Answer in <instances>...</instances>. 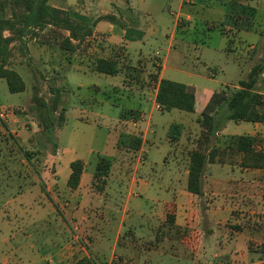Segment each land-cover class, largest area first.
Returning a JSON list of instances; mask_svg holds the SVG:
<instances>
[{
  "label": "rangeland",
  "instance_id": "rangeland-1",
  "mask_svg": "<svg viewBox=\"0 0 264 264\" xmlns=\"http://www.w3.org/2000/svg\"><path fill=\"white\" fill-rule=\"evenodd\" d=\"M211 1L215 3L217 0H208L206 7L200 5L201 15L207 14L211 17L205 16L206 21L211 23L208 25L199 17V22L194 21L195 23L191 18H185V14L188 13L186 7H191L193 0L183 1L185 8L182 9V6L180 10L178 0H50V3H54L58 8L88 16L90 22L99 15L109 13L114 14L115 18L126 27H134V23L137 22L140 26L145 23L160 24L159 36L161 37L145 46V55L139 58L137 56L122 58V63L128 62L135 65L137 72L132 70L128 75L121 73L112 76L90 70V63L94 56H106L110 53L105 49V46L110 45L105 41L107 37L105 28L110 22L98 21L93 27L92 34L87 36L88 39L85 38L78 47V51L76 49L74 52V58L83 61L86 72L77 73L74 76L83 84L80 88L69 87L64 59L59 60L56 49L49 47V44L54 41V35H57L60 29L47 26L38 30L37 36L29 32L24 37L25 44H22V50L18 49V43L14 44V56L9 59V67L21 75L26 88L24 91L10 92L5 79H0V113H2V116L0 115V176L1 178L5 177L0 181L2 192L0 195V264H27L39 254L52 249L49 225L42 216L44 210L51 206L48 205L47 200H50L57 209L58 203L52 198L53 195L45 190L47 179L42 173L49 172L47 164L51 157L57 155V146L60 148L74 145L85 148L93 146L96 150L106 146L105 154L114 157L113 165L109 169L110 183H103L102 179L94 181L91 179L89 184L93 190L98 192L108 185L107 190L112 197L116 181H127L128 175L135 171V177H141L148 182L149 190L141 189V185L135 186L136 196H130L131 204H139L143 210L149 213L161 206V201L154 204L153 200H164L166 190L173 185L172 178L175 171L186 168L189 149L195 146L196 139L200 134L196 121L200 113L177 108L157 109L158 103L154 104L152 98L148 97H152L154 88V82L150 76L155 73L159 75L160 72L156 64L162 62L166 78L193 86L200 102L204 98L206 90L222 88L230 92L238 86L240 79H247L248 70L254 64L264 62V23H262L263 26H259V31L238 30L237 36H235L237 38L227 42L226 36L219 29L221 24L218 19L220 12L225 7L215 4L209 6ZM254 1L256 0H248L251 4H254ZM259 11H261L260 16L262 17L260 19L264 21L263 1L259 6ZM0 14L10 16V7L5 6L4 11ZM237 15V18L241 19L252 16V24L255 23V20H259V16L256 18V10L250 11L248 14L242 12ZM187 20L188 23H186ZM174 21L175 25L178 24L174 35L177 39H181H173L171 46L173 48L170 53H167L166 44L163 41H166V36L170 33ZM235 24L240 23L236 22ZM95 28L98 31H95ZM222 30L227 29L223 28ZM191 31L195 32L190 34ZM7 33L5 32V34ZM130 33L137 34L138 32L129 30L128 36ZM228 33L232 34L230 31ZM239 39L242 40V43L239 42ZM109 40L116 41L117 37L111 36ZM42 41L45 44H41ZM249 43H257L258 48L250 47ZM178 45H182L180 50L177 49ZM174 49H177L175 51L179 54L175 53ZM51 59L56 61L51 62ZM95 84L99 86V89L94 86ZM51 87H58L62 90L61 104L66 107L69 119L64 124L65 115L64 122L56 127L49 138V135L38 124L35 110H31L30 106L33 103L32 94L34 91L49 101L52 97ZM143 89H146L150 94L148 96L142 94L141 90ZM258 89L264 94L263 85ZM124 108H139L144 112V120L140 121V126L132 125V122L136 121L132 120L130 123H122L120 129L133 134H144L142 146L148 150L147 152L133 155L134 150L117 151L112 148L113 142H107L108 127L111 129V140H116L113 125L117 120L118 113ZM92 110L93 112L101 110L106 116L104 118L93 117L89 120L84 118L87 122L79 123V126L75 125L77 121L74 116L76 114L84 112L85 116L91 118ZM149 120L151 121L150 129L154 130L152 132L144 131L145 124ZM172 123H181L184 126V131L176 145L171 144L167 139V129ZM255 124L248 121L227 120L219 133L225 129L229 133L242 134L253 130ZM260 124L264 125V123ZM11 128L14 131L11 132ZM73 133L75 137H72ZM218 136L213 139V142L218 138L220 140L222 136L229 135ZM261 143L264 144V139ZM16 145L22 151H40L39 154H33V162L36 166L32 162L31 165L28 164ZM175 146H178V149ZM96 155L95 152L92 159ZM236 155L237 153L233 152L227 156L229 163L226 167H213L207 163L204 174L207 176L233 174L230 167L235 165ZM140 161L143 164L136 169L135 165L139 166ZM17 175L20 178L15 180L14 177ZM36 176L45 191L46 200L40 199L43 193L41 189L40 193L37 192L38 187L31 189L35 184L34 178L37 179ZM244 176H248L250 180H258L256 184H245L244 186L249 187H244V192L230 191L238 187V183L226 185L222 179L217 183L202 180L200 194L180 200L181 204L185 206L181 207L179 220L186 221L182 225L175 223L174 227L168 228L165 225L164 210L163 221L159 218L153 219L155 225H152L149 220H146L148 226L152 225L153 228L148 235L151 239L144 244L137 243L136 252L143 249L156 250V252L152 251V255L149 256V260L153 264H264V198L262 197V194L264 196V182L263 179H259L260 175L257 172H246ZM19 182H22L23 185L33 183L17 194L14 192L18 188ZM7 183H9L8 186ZM127 190L124 192V197L127 196ZM228 191L233 196L229 197ZM111 197L107 199V202L113 201ZM224 198H231L234 203L240 202V200L242 202L250 200L247 205L243 203L244 208L247 206L250 208L245 212L233 209L232 213L226 215L223 213L211 214V212L207 214L203 209L209 199L223 202ZM251 199L254 201L252 204ZM38 200H43L44 204L38 206ZM186 206H189V209ZM191 207L193 209L187 212ZM253 207L254 211L251 212ZM61 209L63 211L59 209V212L68 220L67 224L72 231V244L78 245L81 251L88 253L85 248H89L93 232L80 229V225L69 215V211L63 207ZM92 211L95 212V207H92ZM157 216L159 217V215ZM148 228L146 229L149 231ZM194 229H199L202 232V237L195 253H192L180 242L179 230L192 232ZM99 236L101 237L94 243L96 245L97 242H100L101 245L100 248H96L93 244L95 247L93 256L103 264L111 254L114 229L106 230ZM129 239L133 241V238Z\"/></svg>",
  "mask_w": 264,
  "mask_h": 264
},
{
  "label": "crops",
  "instance_id": "crops-1",
  "mask_svg": "<svg viewBox=\"0 0 264 264\" xmlns=\"http://www.w3.org/2000/svg\"><path fill=\"white\" fill-rule=\"evenodd\" d=\"M183 1L185 0H178L179 10L182 6H183L182 9L185 8L183 5ZM207 1L208 0H193V2H195L194 7L196 6V10H198V14L196 15V17H193L191 13H186L185 18L186 19L191 18L193 21H197V22H199V18H201V21L205 22V24L211 25V23H208V21H206L207 18H205V16L207 17L209 16V18H211L210 15H207V14L201 15L202 10H200L201 8L200 5H204L203 7H206V5H208ZM262 1L264 2V0H256L254 1V4H251L248 2V0H217L215 3L211 1L209 3V6H212V4H215V5H218L219 7H222V6L225 7L223 11L220 12V16L218 18L221 24L219 29L221 31V28H226L227 31L232 32L231 35L228 33V37L226 38H231L234 41V38H237L235 36H237L236 32L238 30H247V31L255 32L256 30L259 31V26H263L262 23H264V21L263 19H260L262 17L260 16L261 11H259V6L262 4ZM48 2L52 6L57 7V5H55L54 3H50V0H48ZM244 8H247L245 9V11H248V12L250 11L254 12V10H256V18L257 16H259L258 18L259 20H255V23L252 24L253 17L249 16L251 25L247 27H241L239 29L238 27H236L237 25L235 24L234 17H237V14L239 12H242ZM138 24H139L138 22L134 23L135 25L134 27H128V26L121 27L117 23L110 22L105 28L106 29L105 35L107 36L105 41L106 43L110 44L109 46H105L106 47L105 49H107L110 53L106 54V56L105 55L104 56L100 55V56L116 59L119 63H122L123 62L122 58H125L126 56L128 57L131 56V58L133 56H137L139 58L140 56L145 55V50H144L145 46H147L148 43L150 44L151 41L157 40L158 37H161L159 36L160 35L159 31H161V27H160V24L158 23H153V24L145 23L144 25H141V26ZM177 25H175V21H174L170 33L166 36V41H163V43L166 44L167 53H170L173 48V47L171 48V46H172L173 39L176 38L174 33H175ZM129 30H135L138 33L137 34L130 33V35L128 36ZM95 31H98V29L95 28ZM193 32L191 31L190 34H192ZM111 36H116L117 40L110 41L109 38ZM239 42L242 43V40L239 39ZM81 44L82 42L80 43V45ZM249 44H250V47L258 48L257 43H254V44L249 43ZM184 46H186V44H184ZM180 47H182V45H178L177 49H179ZM177 49H174V51ZM77 51H78V48H77ZM156 53L158 54V52ZM175 53H178V52L175 51ZM74 54L70 60H67L66 57L64 59L65 61L64 65L67 70L66 79H67L68 85H70L69 87L80 88L81 86H83V84H81L79 80L75 79L74 76L77 73L82 74L86 72L83 67V64H84L83 61L76 60L74 58ZM125 63H128V62H125ZM156 65L160 67L158 78L159 79L166 78L163 72L164 65L162 64V62L161 64H156ZM132 66H135V65H132ZM186 85L187 87H190L193 90V93L195 94V97L197 99L194 87L188 84ZM262 85L264 86V71L261 74L260 79L258 80L256 84V89L260 91L258 88L259 86H262ZM94 86L97 89H99L98 85L95 84ZM156 86L157 84L154 85L152 97L148 96L150 93H148L146 89L141 90L142 94H145L149 98H152V101L154 102V104L157 103L155 100ZM101 103H104V102L101 101ZM133 109H138L140 112L139 119L136 121H134L133 119H122L120 117L121 110L118 113L117 120L114 122V125H113L114 131L116 133V140L114 141L111 140V136H110L111 129H109V127L107 128V137H106V139L108 140L107 142H113L114 146H112V148L116 149L117 151L123 152L126 150V148H119L115 146L118 134L121 131H125V130L120 129V125H122V123H127V122L130 123L133 120L134 122H132V125L137 124L138 126H140V123H141L140 121L144 120V112L140 110L139 108H133ZM158 110H162V109L159 108ZM91 112H92L91 118L89 116H85L84 112H80V114H76L74 116L75 120L77 121L75 125L79 126V123L83 124L87 122L84 120V118L86 120H89V119H92L93 117L104 118L106 116L101 110L95 111V112H93L92 110ZM82 113L84 114V116ZM67 114L68 113L66 110L65 112L66 121L64 122V124L69 119ZM254 123L256 124L253 130L246 131V133H242V134H249V135L257 136L261 139H264V125H261L259 122H254ZM197 124H198L197 125L198 129H200L201 131V127L199 123ZM150 125H151V121L149 120V122H146L145 124L144 131L146 132L148 130L151 132L154 131L153 129H150ZM10 131L12 132L14 130H12L11 128ZM183 131H184V128H183ZM221 134L234 135L238 133H232V132L229 133V132H226L225 129H223L220 133L218 132L216 136L221 135ZM140 136L142 137V144L140 148L133 153V155L148 151L147 149L144 148V146H142L144 143V134ZM72 137H75L74 133ZM213 139H212L211 144L218 145V146L220 145L219 146L220 153L216 156L215 161L212 163H209V165L213 167H226L229 163L227 161V156L231 154V152L229 149H225V146L223 145V141L225 137L222 136L220 140L218 138L214 142H213ZM171 144L176 145L177 142H174ZM175 147L177 148L178 146H175ZM105 148L106 146H103L100 149L96 150V148H94L93 146H88L87 148L77 146V145L76 146L75 145L74 146H62L61 148L57 146V149H58L57 155H55L54 157H51L48 162L49 164H47V167H49V172H45L43 170L44 173H42L45 179H47L45 190L50 192L53 195L52 198L56 201V203H58V209H57L50 200H47L48 205L49 206L51 205V206L44 210V214L42 216L44 217L45 222H47L49 225L48 230H49V234L51 235L50 238L52 239V242H51L52 249L48 250L47 252L39 254L38 257L34 258L32 261H29V263L27 264H71L77 259L88 255L86 252L81 251L78 245L72 244V241H73L72 231H71L70 226L67 224L68 220H66L65 217L61 215L59 212V209L63 211L61 207L69 211V215L72 218H74L75 221L80 225V229L82 230L86 229L88 231L93 232L91 234V238L89 242V248H90L92 255H93V250H95V247L100 248V245H101L100 242H97L96 245L94 243L95 240L101 237L99 235L105 233L106 230L114 229V239L112 241L111 254L109 255L108 259L105 260L104 264H111L112 260H115L118 257H121L123 261L128 264H153L152 261L149 260V256L152 255L153 253L152 251L156 252V250L143 249L142 251L137 253L135 248L137 246V243L144 244L146 241H149L151 239L150 236L148 235L151 233V230L153 229L152 228V225L154 224L153 219L155 220L159 218L162 221L164 220L163 206L165 203L175 204V207H176L175 223L176 224L182 225L183 222L186 221V220L184 221L179 220L181 207L185 206L181 204L180 200L181 198H185V197L192 198L193 195L195 196L197 195V194H193L187 191L186 189L188 164L185 169L183 170L181 169L180 171L177 169L175 171V173L173 174V178H172L173 185L166 190V193L164 195L166 196L164 197L165 199L164 200H161V199L153 200L154 204H156V202L158 203L159 201H161V206H158V208L156 209L157 211L152 210V212L149 213L143 210L141 206H139V204L132 205L130 202V196H136L135 195L136 191L134 189L135 186L139 187V185H141V189L149 190L148 182L143 180L141 177H135V171H132L131 173L132 175L131 174L128 175L127 181H123V182L119 180L116 181V184L114 186L115 192L112 194L113 195L112 197L109 194V190H107L108 185H106L105 189L100 190L98 192L93 190V188L91 187V184L89 183H91V179H93V174L96 170V164L99 158L106 157L110 159L111 160L110 169L114 162L113 155L105 154ZM191 148L193 149L194 146ZM192 149H189V152ZM126 151H128V149ZM95 152L97 155L92 159V156ZM235 153H237L236 159L234 161L235 165L233 167H230V170L233 172V174L222 175V176L216 175V174H211L210 176H207L206 174H204L203 180L217 183L222 179L226 185L231 184V183H238L237 184L238 187L233 188V190H230L233 192L234 191L244 192L245 191L244 187H247V186H244L245 184L258 183V180H254V179L250 180L248 176L245 177L244 175L246 172L247 173H250V172L259 173L260 175L259 179H263V182H264V169L241 167L239 165L240 153L239 152H235ZM219 158H221L222 161H220ZM75 160H80L83 163V171L81 173L80 181L77 187L71 188L70 186H68L67 180L71 172L70 164L71 162ZM188 160H189V157H188ZM142 164L143 162L140 161L139 166L135 165V168L138 169L140 165ZM208 177H209V180H208ZM34 182L35 184L33 185L31 189H33L34 187H38L37 192H39L41 189L43 193H42V198L40 199L46 200L47 199L45 198L46 194L43 188L40 186L39 178L38 177L37 179L34 178ZM105 183H108V184L110 183L109 175L106 178ZM126 189H128L126 193L127 196L124 197V192L126 191ZM230 191L227 192L229 193L228 194L229 197H231L232 195ZM110 197L113 198V201L107 202V199H109ZM262 197L264 198L263 194H262ZM249 201L246 200L245 202H242L240 200V202L238 201L237 203H234L232 202L231 198L230 199L224 198L223 202L222 201L220 202V200L209 199L208 204L204 206L203 209L205 210L207 214L211 212V214L223 213L226 215L227 213L228 214L232 213L233 209L238 210L240 212L242 211L245 212L250 207L247 206L246 208H244L243 203L247 205ZM255 201L258 202V200H255ZM252 203H254V201L251 199V204ZM41 204H44L43 200H38V206ZM72 207L73 208L77 207V208L73 210ZM92 207H95V212L92 211ZM186 208L189 209V206L188 207L186 206ZM192 209L193 207H191V209L188 210L187 212L191 211ZM250 211L253 212L254 207ZM157 215H159V217ZM146 220H149V222H151L152 224L151 227L148 226V222H146ZM146 228H148L149 231ZM194 230L199 231V229H194ZM123 238L127 240H124ZM128 238H133V241L131 239L128 240ZM93 244L95 247H93ZM5 263L7 262L5 261Z\"/></svg>",
  "mask_w": 264,
  "mask_h": 264
},
{
  "label": "trees",
  "instance_id": "trees-1",
  "mask_svg": "<svg viewBox=\"0 0 264 264\" xmlns=\"http://www.w3.org/2000/svg\"><path fill=\"white\" fill-rule=\"evenodd\" d=\"M194 4L195 2L192 3L191 7H186V11L191 13L193 17H196L198 10H196ZM5 6L10 7L11 15L5 16L0 14V79H5L7 88L10 92H20L24 91L26 88L25 81L21 75L15 69L9 67V59L14 56L13 48L15 47V43H18V49L22 50V44H25L24 37L29 32L37 36V31L47 26L60 29L57 35H54V41L49 44V47L56 49L59 54V60L65 59V57L67 60H70L80 43L87 36L92 34L93 27L97 21L106 20L124 27V24L118 21L114 14L108 13L99 15L90 22L91 20L88 16L76 12H68L65 9L52 6L49 4L48 0H0V12L4 11ZM245 9L247 8H244L242 12L248 14L249 12L245 11ZM71 16L76 19H73ZM236 18H234V21L235 23H240L236 24V27L239 29L242 27V24L245 25L244 27L249 26V16L242 19ZM186 23H188V20ZM222 29L223 28H221V33L228 37V31ZM5 32L8 33L5 34ZM65 32L66 34H64ZM229 41L231 42L232 39L227 38V42ZM41 44H45V42L42 41ZM54 61L56 60L51 59V62ZM158 68L160 69L159 66ZM90 70L112 76L121 73H126L128 75L132 70L137 72V69L129 63L120 64L116 59L101 56L93 57L90 63ZM263 71L264 62L256 63L250 68L247 79H240L238 81V86L230 92L222 88L219 90H206L204 91V98L200 102L196 99L193 90L187 87L186 84L168 78L159 79L158 73L150 76L154 85L157 84L155 100L162 110L177 108L200 113L196 121L199 123L201 131L196 139L194 148L189 152L186 182L187 191L193 194H200L202 192V180L205 166L207 163L214 162L216 156L220 153V145H212L211 142L223 127L225 121L232 120L234 122L248 121L264 123V94L256 89V84ZM50 90L52 97L49 101L45 100V98L34 91L32 94L33 103L30 106L31 110H35L38 124L41 129L49 135V138L56 127L64 122L65 112L67 110L66 107L61 104L62 90L58 87H51ZM139 115L140 112L138 109L124 108L121 111L120 117L122 119L131 118L133 120H138ZM3 126L6 127L4 124ZM183 128L181 123H172L167 129V138L169 142H177L181 138ZM261 141L262 139L257 136L234 134L226 136L223 145L225 149H229L231 153H233V151L240 153L239 165L241 167L264 169V144H262ZM141 144L142 137L140 135L125 131H121L118 134L116 141L117 147L134 151H137ZM17 148L29 165H31L32 162L34 166H36L33 162V154H39V150L31 152L29 150L22 151L18 146ZM219 160L222 161L221 158H219ZM110 164V159L100 157L93 174V181L102 179V182L105 183L109 175ZM70 168L71 172L67 184L71 188H75L80 181L83 163L80 160H75L71 162ZM4 178L5 177L2 176L1 178L0 176V181ZM14 178L17 180L20 176L17 175ZM32 183L33 182L23 185L22 182H19L18 188L14 193H21ZM8 184L9 183L6 185L8 186ZM1 194L2 192L0 190V195ZM163 210L166 214L165 225L168 228L174 227L176 217L175 204L165 203ZM201 237V231L194 230L192 232H187L185 230H179L180 242L192 253H195ZM88 250V255L77 259L71 264H101L91 254L90 248H88ZM111 264L127 263L124 262L121 257H118L112 260Z\"/></svg>",
  "mask_w": 264,
  "mask_h": 264
},
{
  "label": "built area",
  "instance_id": "built-area-1",
  "mask_svg": "<svg viewBox=\"0 0 264 264\" xmlns=\"http://www.w3.org/2000/svg\"><path fill=\"white\" fill-rule=\"evenodd\" d=\"M157 108H160L159 104L156 105ZM0 115L2 116V113H0ZM86 246V245H85ZM85 250L88 252L87 254H89V250H88V247L85 248Z\"/></svg>",
  "mask_w": 264,
  "mask_h": 264
}]
</instances>
